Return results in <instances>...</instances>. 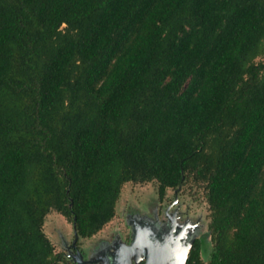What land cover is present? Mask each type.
<instances>
[{"label":"trees","instance_id":"1","mask_svg":"<svg viewBox=\"0 0 264 264\" xmlns=\"http://www.w3.org/2000/svg\"><path fill=\"white\" fill-rule=\"evenodd\" d=\"M261 54L264 0H0V264H76L45 216L90 237L128 181L202 189L184 264H264Z\"/></svg>","mask_w":264,"mask_h":264},{"label":"rangeland","instance_id":"2","mask_svg":"<svg viewBox=\"0 0 264 264\" xmlns=\"http://www.w3.org/2000/svg\"><path fill=\"white\" fill-rule=\"evenodd\" d=\"M259 60L264 61V54L255 58ZM208 219L202 189L191 181L167 188L162 199L155 181H128L122 185L113 218L92 236L78 237L82 254L70 248L73 224L60 213L52 210L45 216L43 231L56 252L73 261L76 256L79 264H138L143 259L145 264L148 260L172 264L185 255L195 236L207 231ZM111 231L114 235H109ZM127 233L129 241L123 237ZM103 236L109 241L100 240Z\"/></svg>","mask_w":264,"mask_h":264},{"label":"flooded vegetation","instance_id":"3","mask_svg":"<svg viewBox=\"0 0 264 264\" xmlns=\"http://www.w3.org/2000/svg\"><path fill=\"white\" fill-rule=\"evenodd\" d=\"M127 214V215H126ZM130 212L129 213H125V216L126 217H128V216H130ZM128 234V235H127ZM126 235H123V237L125 236V241H129V239H130V234L129 233H127ZM109 235H114V233H113V231H111L110 233H109ZM199 235V234H198ZM107 236V235H106ZM74 238H75V235L73 234V241H74ZM111 238H114L113 236H111ZM77 240H78V236H77V238H76ZM104 240V241H109V239H105V237L103 236V237H100V240ZM76 241V240H75ZM70 246V245H69ZM73 246H74V248H73ZM72 247V248H71ZM81 247V246H80ZM79 247V245H78V243L76 244V242H73V244H71V246H70V248L73 250V251H75V252H77V251H79L80 253L82 252L83 253V250H81V248ZM81 253V254H82ZM83 256V255H82ZM84 257V256H83ZM145 263V259H143V260H141L138 264H144ZM79 264V263H78ZM82 264V263H81Z\"/></svg>","mask_w":264,"mask_h":264},{"label":"water","instance_id":"4","mask_svg":"<svg viewBox=\"0 0 264 264\" xmlns=\"http://www.w3.org/2000/svg\"><path fill=\"white\" fill-rule=\"evenodd\" d=\"M74 235H75V238H74V241L73 242H75V240H76V238H77V235H76V233L74 232ZM188 247V246H187ZM188 251H189V247L187 248V251L185 252V255L182 257V258H180V259H178L176 262L174 261L172 264H184V262H185V260H186V257H187V254H188ZM77 254H80V252L78 251V253ZM73 258H75L74 260L77 262V264L78 263H80V260L79 259H76V256H74ZM149 262H148V264H151V262H150V260H148ZM167 262V261H166ZM82 263H83V261H82ZM154 263V261H152V264ZM145 264V263H144ZM166 264V263H165Z\"/></svg>","mask_w":264,"mask_h":264},{"label":"crops","instance_id":"5","mask_svg":"<svg viewBox=\"0 0 264 264\" xmlns=\"http://www.w3.org/2000/svg\"><path fill=\"white\" fill-rule=\"evenodd\" d=\"M130 257H131V255H130Z\"/></svg>","mask_w":264,"mask_h":264}]
</instances>
